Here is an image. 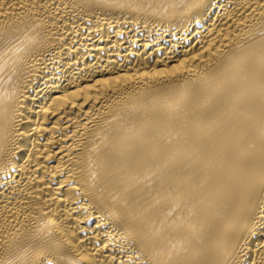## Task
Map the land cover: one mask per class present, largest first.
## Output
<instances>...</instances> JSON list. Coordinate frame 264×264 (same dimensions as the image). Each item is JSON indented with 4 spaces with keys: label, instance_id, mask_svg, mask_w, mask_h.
Listing matches in <instances>:
<instances>
[{
    "label": "bare ground",
    "instance_id": "obj_1",
    "mask_svg": "<svg viewBox=\"0 0 264 264\" xmlns=\"http://www.w3.org/2000/svg\"><path fill=\"white\" fill-rule=\"evenodd\" d=\"M0 264H264V0H0Z\"/></svg>",
    "mask_w": 264,
    "mask_h": 264
}]
</instances>
